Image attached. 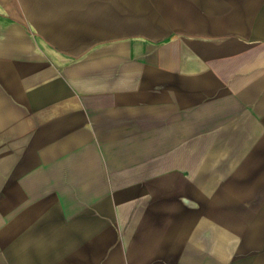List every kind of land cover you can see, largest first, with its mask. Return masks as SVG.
Instances as JSON below:
<instances>
[{
	"label": "crops",
	"instance_id": "1",
	"mask_svg": "<svg viewBox=\"0 0 264 264\" xmlns=\"http://www.w3.org/2000/svg\"><path fill=\"white\" fill-rule=\"evenodd\" d=\"M0 172V264H264V0H0Z\"/></svg>",
	"mask_w": 264,
	"mask_h": 264
},
{
	"label": "rangeland",
	"instance_id": "2",
	"mask_svg": "<svg viewBox=\"0 0 264 264\" xmlns=\"http://www.w3.org/2000/svg\"><path fill=\"white\" fill-rule=\"evenodd\" d=\"M258 141H260V140H257V139H254V143L253 144H257V142ZM256 146V145H255ZM261 146V144H258V146H256V148L257 147H260ZM258 156L257 155H255L254 156V158L256 159ZM258 171H254V176H255V178L257 177V175H258ZM3 175H4V177H5V172H3ZM1 176H2V172H0V180H4V177L3 178H1ZM5 194V188L4 187H0V205H5L2 201L4 200V195Z\"/></svg>",
	"mask_w": 264,
	"mask_h": 264
}]
</instances>
